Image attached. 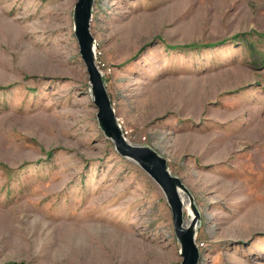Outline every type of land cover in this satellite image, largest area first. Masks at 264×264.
<instances>
[{
  "label": "rangeland",
  "instance_id": "obj_1",
  "mask_svg": "<svg viewBox=\"0 0 264 264\" xmlns=\"http://www.w3.org/2000/svg\"><path fill=\"white\" fill-rule=\"evenodd\" d=\"M75 3L0 0V264H181L165 193L99 127ZM91 14L127 141L184 186L197 264H264V0Z\"/></svg>",
  "mask_w": 264,
  "mask_h": 264
},
{
  "label": "water",
  "instance_id": "obj_2",
  "mask_svg": "<svg viewBox=\"0 0 264 264\" xmlns=\"http://www.w3.org/2000/svg\"><path fill=\"white\" fill-rule=\"evenodd\" d=\"M93 2L94 0H76L73 22L79 53L91 83L92 101L97 110L99 127L113 140L120 155L136 161L162 188L171 208L175 234L180 241L181 264H197L199 253L194 241V222L185 225L182 217L183 202L178 192V189L184 188L181 180L169 172L166 159L153 148L128 142L117 121L101 72L94 62V37L90 32Z\"/></svg>",
  "mask_w": 264,
  "mask_h": 264
},
{
  "label": "bare ground",
  "instance_id": "obj_3",
  "mask_svg": "<svg viewBox=\"0 0 264 264\" xmlns=\"http://www.w3.org/2000/svg\"><path fill=\"white\" fill-rule=\"evenodd\" d=\"M94 48H93V50L95 51V46H93ZM178 192H179V195H180V197H181V195H182V192H181V190L180 189H178ZM181 200H182V202H183V204L184 205H186V212H187V214H189L190 216L192 215V211L190 210V207H189V205L188 204H186L187 203V201H186V199H185V197H184V199H182L181 198ZM196 228V227H195Z\"/></svg>",
  "mask_w": 264,
  "mask_h": 264
},
{
  "label": "trees",
  "instance_id": "obj_4",
  "mask_svg": "<svg viewBox=\"0 0 264 264\" xmlns=\"http://www.w3.org/2000/svg\"><path fill=\"white\" fill-rule=\"evenodd\" d=\"M217 41V40H216ZM216 41H211V42H206L205 44H203V45H205V46H207V45H209L210 43H214V42H216ZM185 46H195V45H198V43H192V44H184ZM183 45V46H184Z\"/></svg>",
  "mask_w": 264,
  "mask_h": 264
},
{
  "label": "built area",
  "instance_id": "obj_5",
  "mask_svg": "<svg viewBox=\"0 0 264 264\" xmlns=\"http://www.w3.org/2000/svg\"><path fill=\"white\" fill-rule=\"evenodd\" d=\"M118 123H119V122H118ZM119 125H120V123H119ZM120 127H121V129H122V133H123V135L125 136V135L127 134V131H126L125 129H123L121 125H120Z\"/></svg>",
  "mask_w": 264,
  "mask_h": 264
}]
</instances>
